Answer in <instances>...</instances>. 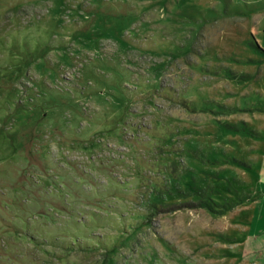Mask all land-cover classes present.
Instances as JSON below:
<instances>
[{
	"label": "rangeland",
	"instance_id": "obj_1",
	"mask_svg": "<svg viewBox=\"0 0 264 264\" xmlns=\"http://www.w3.org/2000/svg\"><path fill=\"white\" fill-rule=\"evenodd\" d=\"M0 264H264V0H0Z\"/></svg>",
	"mask_w": 264,
	"mask_h": 264
}]
</instances>
